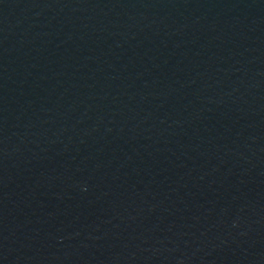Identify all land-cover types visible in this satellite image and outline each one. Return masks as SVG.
<instances>
[{
	"label": "water",
	"instance_id": "water-1",
	"mask_svg": "<svg viewBox=\"0 0 264 264\" xmlns=\"http://www.w3.org/2000/svg\"><path fill=\"white\" fill-rule=\"evenodd\" d=\"M0 264H264V0H0Z\"/></svg>",
	"mask_w": 264,
	"mask_h": 264
}]
</instances>
